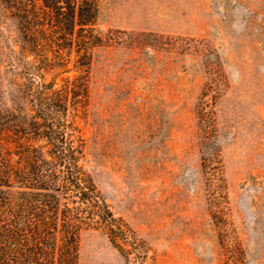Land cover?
<instances>
[{"label":"rangeland","instance_id":"374dc122","mask_svg":"<svg viewBox=\"0 0 264 264\" xmlns=\"http://www.w3.org/2000/svg\"><path fill=\"white\" fill-rule=\"evenodd\" d=\"M95 5L89 63L72 46L44 73L81 75V163L116 219L80 232L76 264H264V0Z\"/></svg>","mask_w":264,"mask_h":264},{"label":"trees","instance_id":"16d2710c","mask_svg":"<svg viewBox=\"0 0 264 264\" xmlns=\"http://www.w3.org/2000/svg\"><path fill=\"white\" fill-rule=\"evenodd\" d=\"M96 16L95 0H0V27L18 32L14 49L0 30V264H76L91 221L115 227L81 163L85 141L70 112L83 97L81 75L58 89L44 79L72 46L76 62L89 63L102 41L86 35Z\"/></svg>","mask_w":264,"mask_h":264}]
</instances>
